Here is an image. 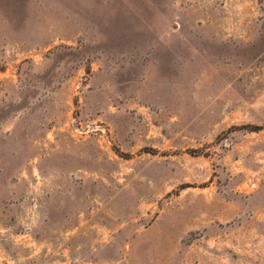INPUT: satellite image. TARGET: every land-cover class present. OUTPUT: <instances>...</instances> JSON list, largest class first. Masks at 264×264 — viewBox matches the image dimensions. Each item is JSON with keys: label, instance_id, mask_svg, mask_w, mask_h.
<instances>
[{"label": "rangeland", "instance_id": "374dc122", "mask_svg": "<svg viewBox=\"0 0 264 264\" xmlns=\"http://www.w3.org/2000/svg\"><path fill=\"white\" fill-rule=\"evenodd\" d=\"M0 264H264V0H0Z\"/></svg>", "mask_w": 264, "mask_h": 264}, {"label": "built area", "instance_id": "2783aa9c", "mask_svg": "<svg viewBox=\"0 0 264 264\" xmlns=\"http://www.w3.org/2000/svg\"><path fill=\"white\" fill-rule=\"evenodd\" d=\"M71 122H72L71 124H72L73 126H75V127H76V125H75V123H74V120H72Z\"/></svg>", "mask_w": 264, "mask_h": 264}, {"label": "trees", "instance_id": "16d2710c", "mask_svg": "<svg viewBox=\"0 0 264 264\" xmlns=\"http://www.w3.org/2000/svg\"><path fill=\"white\" fill-rule=\"evenodd\" d=\"M257 128V127H256Z\"/></svg>", "mask_w": 264, "mask_h": 264}]
</instances>
